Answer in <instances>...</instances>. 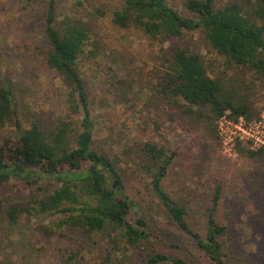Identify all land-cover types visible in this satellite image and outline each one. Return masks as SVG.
I'll return each instance as SVG.
<instances>
[{
	"label": "rangeland",
	"instance_id": "374dc122",
	"mask_svg": "<svg viewBox=\"0 0 264 264\" xmlns=\"http://www.w3.org/2000/svg\"><path fill=\"white\" fill-rule=\"evenodd\" d=\"M48 1L0 0V85L9 86L16 109L15 117L0 124V142L18 138L19 129L36 123L45 134L64 128L67 146L74 149L83 130L84 111L72 100L68 84L46 63L48 43L42 29ZM54 1L57 27L65 14L91 24L92 32L78 59L89 102L91 146L116 164L121 182L113 180L114 187L120 183L118 192L130 201L126 219L131 224L143 219L144 226L140 228L147 236L131 246L116 229L87 235L73 225H59L69 213L36 214L31 209L34 200L47 196L60 185L53 177L37 171L40 180L36 184L12 178L0 189V196L6 201L30 211L20 217L14 228L0 221V264L6 256H10L8 264H74L65 262L71 252L77 254L79 264H106L104 259L110 249L117 251L112 264H141L147 253L155 252L182 257L192 264H212L195 240L170 222L152 190L150 173L142 170L134 152L126 153L135 140H154L175 152L162 187L185 203L191 228L204 236L206 211L215 187L224 189L226 199L244 195L246 191L237 171L248 166L249 160L238 147L235 154L223 152L215 140L204 154L198 133L182 132L176 123L167 120L156 125L155 106L150 102L151 72L176 45H185L204 58L211 76L225 72L230 80L238 73L242 82L238 91L246 94L259 111L257 118L264 116V81L254 79L249 69L241 70L217 55L199 29L187 32L180 40L159 44L135 29H122L111 22L119 0ZM213 1L219 7L231 0ZM167 2L179 13L190 15L182 6L183 0ZM90 166V162H85L82 169ZM239 215L242 221L253 219L256 226H236L225 236L226 242L235 241L243 252L262 250L264 204H247Z\"/></svg>",
	"mask_w": 264,
	"mask_h": 264
},
{
	"label": "trees",
	"instance_id": "16d2710c",
	"mask_svg": "<svg viewBox=\"0 0 264 264\" xmlns=\"http://www.w3.org/2000/svg\"><path fill=\"white\" fill-rule=\"evenodd\" d=\"M119 2L111 15V22L117 27L135 29L159 44L180 40L187 32L199 29L212 51L241 70L249 69L254 79L264 81V0H231L219 7L214 6L213 0H183L182 6L190 15L179 13L167 0ZM56 17L55 1L49 0L42 29L48 43L45 59L52 71L71 88L72 100L83 109V130L77 136L74 149L67 146L64 128L45 134L36 123L28 129H19L18 138L4 139L0 142V189L12 178L36 184L40 180L37 171L48 174L60 185L47 196L34 200L31 209L36 214L69 213L59 225H73L87 235L103 229H116L127 244L134 246L147 236L140 228L144 221L141 218L136 224L127 221L130 201L118 192L121 184L114 187L113 181L121 182L119 170L112 160L91 146L89 102L78 66V59L92 32L91 24L65 14L57 27ZM237 74L230 80L225 72L211 76L200 54L185 45H176L171 54L163 57L161 65L151 72L153 100L150 102L155 106L154 123L159 126L167 120L176 123L182 132L198 133V141L202 144L200 150L207 154V147L210 143L212 146L214 140L220 146L215 126L220 116L226 112L246 119L259 115L248 96L238 91L242 82ZM158 103L168 108L164 109ZM15 115L12 91L9 86L0 85V124ZM238 151L249 160L248 166L237 171V178L246 193L226 199L224 189L219 185L215 187L206 211L204 236L191 228L185 203L176 200L162 187L175 152L154 140H135L126 153L134 152L140 159L142 170L150 173L152 190L170 222L193 238L212 264H264V248L253 253L243 252L238 243L225 240L236 226H256L253 219H239V213L247 204H264V147L252 151L238 146ZM85 162H90L91 166L83 170ZM28 212L26 207L9 203L0 196V221L4 220L10 228H14L20 217ZM116 252L113 249L108 251L104 259L106 264L115 261ZM76 259L77 254L71 252L65 262L79 264ZM166 261L192 264L164 252L147 253L141 264ZM9 262L10 256L2 257L1 264Z\"/></svg>",
	"mask_w": 264,
	"mask_h": 264
},
{
	"label": "built area",
	"instance_id": "2783aa9c",
	"mask_svg": "<svg viewBox=\"0 0 264 264\" xmlns=\"http://www.w3.org/2000/svg\"><path fill=\"white\" fill-rule=\"evenodd\" d=\"M216 132L223 152L235 154L238 146L256 151L264 147V116L246 119L226 112L216 121Z\"/></svg>",
	"mask_w": 264,
	"mask_h": 264
}]
</instances>
